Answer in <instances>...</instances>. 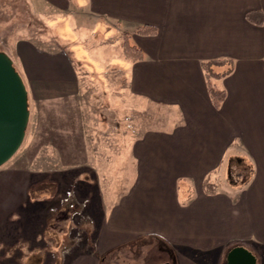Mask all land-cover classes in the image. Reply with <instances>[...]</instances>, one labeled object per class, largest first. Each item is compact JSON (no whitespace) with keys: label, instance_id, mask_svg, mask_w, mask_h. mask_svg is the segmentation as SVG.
<instances>
[{"label":"crops","instance_id":"crops-1","mask_svg":"<svg viewBox=\"0 0 264 264\" xmlns=\"http://www.w3.org/2000/svg\"><path fill=\"white\" fill-rule=\"evenodd\" d=\"M22 1L45 18L79 15V25L91 20L96 28L81 32L79 41L94 49L92 60L101 71L120 74L121 87L112 82L110 88L115 85L121 100L127 89L132 98L157 105L152 116L161 122L146 127L138 120L141 127L128 135L129 146L122 125L81 131L87 168L82 165L74 180L79 193L91 199L95 222L85 224L86 243L79 247L68 239L62 218L52 221L48 215L57 191L38 187L40 177L35 178L31 166L4 169L0 187L19 192L15 200L35 202L34 210L46 217L48 241L24 253L19 264H103L131 241L149 235L166 242L177 264H225L237 245L264 264V0ZM251 11L263 18L262 24L249 20ZM143 24L156 26L157 32H135ZM125 32L142 49L143 59L126 58L125 63L120 46ZM53 38L64 44L68 55L48 49L41 54L29 39L16 53L27 59V71L41 73L43 88L61 93L51 97L68 98L80 84L73 63L87 71H93V65H85L84 54L79 56L74 46ZM215 59L223 60L209 64ZM204 63L221 76L209 80ZM210 84L225 90L218 107ZM145 108L132 105L136 112ZM121 156L132 168L126 186ZM241 162L251 171L240 184H232L229 168ZM179 195L189 196L183 202Z\"/></svg>","mask_w":264,"mask_h":264},{"label":"rangeland","instance_id":"rangeland-1","mask_svg":"<svg viewBox=\"0 0 264 264\" xmlns=\"http://www.w3.org/2000/svg\"><path fill=\"white\" fill-rule=\"evenodd\" d=\"M16 4L17 7H15ZM41 9L43 8L39 10ZM48 11H51V9H48ZM79 18V15L71 16L69 14L66 16L52 14L49 18H45L42 16V11L26 8L22 0H1L0 2V49L10 54L17 71L26 84L30 110L25 138L18 151L8 162L3 164L0 175H2L4 169L7 170L16 166L17 168L27 169L31 166L32 171L34 170L36 173L35 178L40 177L38 187L44 186L48 190L51 186V189L57 191L56 200L49 205L48 215L52 221L54 219L60 221L62 218L61 222L65 227L64 230L67 232L68 239H71L69 229L72 219L80 220L84 212L81 214L73 213L74 209L80 210L81 207L76 205L75 208H71L68 203H63L62 199L67 195H76L80 200H88L84 211L87 215H90L89 205L91 199L79 193L77 181L74 180V174L79 168H87L83 165L86 163L83 161L86 155L80 151L84 139L81 136V131L88 129L86 128L88 126L111 127L112 123H115L114 128L119 129L122 125V128L127 131L125 133V145L129 146L131 143L127 137L130 132L134 133L135 131L136 134L141 124L146 125V127L153 124L151 122L155 121L153 119L154 109L157 107L155 104L150 105L144 98H132L133 95L127 89H125V100H121L116 95L118 94V92H115L117 88L113 87L114 84L110 88V83H118L117 85L121 87L119 84L122 82L121 76L117 72L112 73L110 70L103 72L94 64L92 60L95 59L94 49L80 42L79 35L81 32H91L96 28V25L90 23L91 20L88 19L85 20L87 23L79 25L76 23ZM99 29L98 27L97 30ZM53 37L61 39L62 42H65V46L67 44L74 46V52L78 53L79 56L84 54L82 56L83 63L93 65V71H87L86 68L81 66L82 64L73 63V67L79 69L80 84L75 87L76 89L72 87L71 93L67 95L68 98L51 97L58 96L61 93L57 91V88L49 92L43 88L42 85L44 86L45 83H43L41 73L34 72L30 68L31 72L27 71V59L16 53V49H19L26 39H29L28 41H33L35 48L41 54L48 49L53 52H59L60 50V54L65 53L68 55L63 50L65 49L62 47L64 44H59L60 41ZM85 42L90 43L89 40ZM104 55L107 56L106 53ZM36 56L37 54L32 55L34 59H37ZM60 57L64 58L65 55ZM116 58L124 59L120 56ZM127 61L125 58L126 64ZM57 83L59 84L58 80ZM119 92L121 93L122 90H119ZM46 96H50L51 99H47ZM112 98L115 99L116 103L112 101ZM133 104H137L139 107L146 106V108L144 110L138 109L136 112L132 109ZM136 116L139 118H136ZM138 120H140V125ZM155 122L161 121L157 119ZM143 125L142 127H144ZM88 137L90 138V135ZM87 155L90 158V153H87ZM121 157L125 161L126 186L128 182V176L126 175L129 168L130 171L132 168L126 162L125 156L124 158ZM65 171L67 173L63 175ZM250 171L251 168L245 162H241L239 165L235 164L233 168L231 165L228 171L229 182L240 184L241 181L247 178ZM44 181L49 183L45 185ZM206 186L210 187L211 184ZM35 188V186L34 188L31 187L33 194H35ZM13 195H20V193H14L10 189L0 187V264H19L24 253L29 252L35 245L45 246L48 241L44 238L46 217H42L43 211L34 210L36 204L28 201V198L27 201L24 199L20 202V199L15 200ZM188 196L179 195V199L186 202ZM38 213L41 214L35 216ZM88 220L86 217L81 221V225L75 223L74 225L82 229L83 233L85 224L89 223ZM18 227L20 229H16ZM58 231L61 232L62 230ZM57 235L62 237L60 234ZM84 241L77 243L76 246L83 245L86 243ZM78 244L80 245L78 246ZM49 254L52 255L51 252H48ZM164 261L177 264L176 258L171 256L166 242L156 235H149L131 241L123 249L109 256L103 264H160ZM207 264L216 263L213 261Z\"/></svg>","mask_w":264,"mask_h":264},{"label":"water","instance_id":"water-1","mask_svg":"<svg viewBox=\"0 0 264 264\" xmlns=\"http://www.w3.org/2000/svg\"><path fill=\"white\" fill-rule=\"evenodd\" d=\"M29 119L26 84L11 57L0 49V166L20 148ZM225 264H257V258L247 247L237 245L229 250Z\"/></svg>","mask_w":264,"mask_h":264},{"label":"trees","instance_id":"trees-1","mask_svg":"<svg viewBox=\"0 0 264 264\" xmlns=\"http://www.w3.org/2000/svg\"><path fill=\"white\" fill-rule=\"evenodd\" d=\"M247 17L249 18V20H256V22L259 24H262L263 22V18H256L254 13H252V11L247 13ZM135 32L140 33V34L153 35L157 32V27L154 25H150V24H143V25H139L135 29ZM130 36L131 35L129 32H125L122 36L120 46H121L123 55L125 56V58L132 60V61L143 59L144 53L142 49L138 47L136 44H134L133 42H131ZM222 60L223 59H215L214 61H210L209 64L212 62L219 63ZM204 65L207 68V71H208L207 74H208L209 80L212 76L214 77L221 76V74L214 73L213 71L209 70V67H208L209 65L207 66L206 63H204ZM209 90H210V94H211L214 105L218 107L225 97V94H226L225 90L217 89L213 87L211 84H210Z\"/></svg>","mask_w":264,"mask_h":264},{"label":"built area","instance_id":"built-area-1","mask_svg":"<svg viewBox=\"0 0 264 264\" xmlns=\"http://www.w3.org/2000/svg\"><path fill=\"white\" fill-rule=\"evenodd\" d=\"M62 200L64 201L63 203H68L71 208H75L76 205L81 207L80 210L74 209L73 213L81 214L82 212H84L82 215V218L80 220L72 219V223L70 224V229H69V235H70L71 239L76 241V242H79L84 238V236H83L84 233H82V229L77 228L74 225V223L81 225V221L86 217L89 219L88 220L89 222L94 221L92 216L87 215L86 212L84 211V208L86 207V203L88 202V200H86V199L80 200L78 197H76V195H67ZM86 210H87V208H86Z\"/></svg>","mask_w":264,"mask_h":264},{"label":"flooded vegetation","instance_id":"flooded-vegetation-1","mask_svg":"<svg viewBox=\"0 0 264 264\" xmlns=\"http://www.w3.org/2000/svg\"><path fill=\"white\" fill-rule=\"evenodd\" d=\"M165 262V261H164Z\"/></svg>","mask_w":264,"mask_h":264}]
</instances>
